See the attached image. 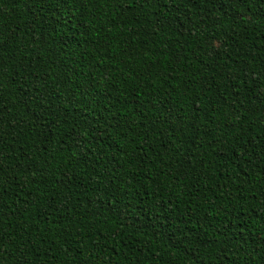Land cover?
<instances>
[{"label":"trees","instance_id":"obj_1","mask_svg":"<svg viewBox=\"0 0 264 264\" xmlns=\"http://www.w3.org/2000/svg\"><path fill=\"white\" fill-rule=\"evenodd\" d=\"M0 264H264V0H0Z\"/></svg>","mask_w":264,"mask_h":264}]
</instances>
